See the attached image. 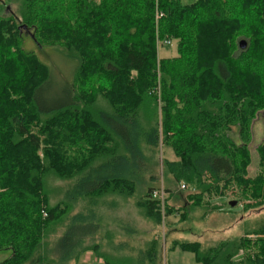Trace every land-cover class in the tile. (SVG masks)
<instances>
[{"label":"trees","instance_id":"trees-1","mask_svg":"<svg viewBox=\"0 0 264 264\" xmlns=\"http://www.w3.org/2000/svg\"><path fill=\"white\" fill-rule=\"evenodd\" d=\"M11 3L20 5L18 14ZM23 30L40 46L66 49L60 54L74 70L65 101H41L51 70L35 52L11 49ZM253 30L262 50L255 58L259 66L250 56V36H244ZM173 40L177 56L159 57L156 42ZM261 52L264 0H0V252L10 254L0 264H77L82 253L97 250L84 247L99 226L94 197L144 189L145 173L154 168L148 154L161 143L177 158L165 159L166 171L176 183L198 189L197 198L237 187L255 200L246 210L264 205V143L258 146L262 172L248 177L247 144L235 143L229 133L237 124L243 139L252 135L264 104ZM168 66L176 68L166 71ZM97 73L109 81L79 91L77 77L85 81ZM51 175L73 181L55 205ZM156 188L148 187L138 206L160 224L161 205L151 198ZM165 191L166 216L174 209ZM82 199H88L84 209L67 218L65 231L51 242L56 224ZM226 202L234 207L239 199ZM176 248L201 264H264V223L208 249L178 239L171 250ZM97 254L105 264H130Z\"/></svg>","mask_w":264,"mask_h":264},{"label":"rangeland","instance_id":"rangeland-1","mask_svg":"<svg viewBox=\"0 0 264 264\" xmlns=\"http://www.w3.org/2000/svg\"><path fill=\"white\" fill-rule=\"evenodd\" d=\"M183 1L189 2L190 0ZM10 5L11 9L13 8V11L18 14L20 5L18 3H11L8 6ZM19 21H21V18ZM252 33L255 35L249 33L244 34V36L246 39L250 36V51H252L250 56L254 58L257 66H259L258 61L260 58L258 60L255 58L262 50L257 43L259 39H256L258 33L256 30H253ZM20 47L25 51L35 52L40 60L47 64L51 70L49 83L44 88L40 97L43 104L50 105L65 101L68 96L67 82L74 70L73 63L67 61L60 54L66 51V49L62 45L44 44L40 46L26 30H23L22 41L19 44L13 45L11 49L17 50ZM156 49V51H159V57L177 56V41L173 40L168 45H159L156 42ZM235 51H237V48H235ZM159 62L158 56H156L155 63L158 67V76L162 72ZM242 63L246 64V62ZM175 68L168 66L166 71ZM58 70L64 71V74L67 72L65 77H57L55 73ZM257 70L260 72L258 68ZM59 74L61 76L63 73ZM77 78L76 85L78 89L80 88L79 91L82 90V92L98 90L99 87L109 81L106 76L100 73L90 75L85 81L81 76ZM158 85H160L159 80ZM97 101L104 106L106 105V101L101 95L98 96ZM257 111H259V115L252 124V135L249 141L243 139L240 135L237 124L231 125L229 130L230 136L235 143L239 145L247 144L251 157V161L247 167V176L252 178L262 172L259 164L260 154L258 146L264 143V104H260ZM148 155L152 156L151 162L154 163V168L152 172L145 173L146 184H144V189L143 186H140L137 192L131 196L106 193L94 197L93 200L96 201L94 209L98 214V221L96 222L99 226L93 234L85 239L84 247H95L97 250L89 249L85 253H82L79 256L77 264H102L101 262L105 264V257L101 258L100 254H97V251L108 255L111 259L120 263L199 264L195 261L192 252L184 251L180 248L171 250L174 241L177 239L199 241L203 249H208L215 246L221 240L243 236L245 232L260 228L264 223V205H258L246 210L244 208L245 205L251 199L255 200L247 196L248 194H240L241 192L237 187L228 188L223 195L206 194L202 200L195 196L199 192L198 189L190 190L186 186L176 183L173 180V176L166 171L164 164L165 159H177L170 145H163L161 143L155 152H150ZM151 176H154L153 180H150ZM69 183L71 184L73 181L62 179L56 175L49 177L52 205H55L58 200L64 198ZM148 187H164L169 190L168 203L170 206H173L174 210L171 214L163 217L160 224L155 223L154 220L146 215L145 210L138 206V201L143 198L142 196L145 195ZM232 198L239 199V204L234 207L228 206L226 201ZM87 203L88 199L78 201L75 203L70 214L64 217L63 222L56 224V226L54 225L57 231L49 237L51 242L56 240L65 231L66 219L82 211ZM181 212L187 214L185 220L181 219ZM253 237L251 235V238ZM149 251L152 253L157 251L156 258L149 260L147 258ZM9 255L8 251L0 252V260L7 258ZM142 260L143 263H141Z\"/></svg>","mask_w":264,"mask_h":264},{"label":"built area","instance_id":"built-area-1","mask_svg":"<svg viewBox=\"0 0 264 264\" xmlns=\"http://www.w3.org/2000/svg\"><path fill=\"white\" fill-rule=\"evenodd\" d=\"M161 13H159L157 16H160ZM167 44H169V41H166ZM151 198L153 200L159 201L161 205V211L163 216L165 217V207H166V200H167V193L165 191L164 187L153 189L151 192ZM103 264V262H101Z\"/></svg>","mask_w":264,"mask_h":264},{"label":"water","instance_id":"water-1","mask_svg":"<svg viewBox=\"0 0 264 264\" xmlns=\"http://www.w3.org/2000/svg\"><path fill=\"white\" fill-rule=\"evenodd\" d=\"M32 35V37L34 38V35L33 34H31ZM247 40L246 39H241V41L239 42V45H240V47L242 48V49H245L246 47H247ZM235 204V202H232V205H234Z\"/></svg>","mask_w":264,"mask_h":264},{"label":"crops","instance_id":"crops-1","mask_svg":"<svg viewBox=\"0 0 264 264\" xmlns=\"http://www.w3.org/2000/svg\"><path fill=\"white\" fill-rule=\"evenodd\" d=\"M194 259H195V255H194ZM196 261V260H195ZM197 262V261H196ZM198 263V262H197ZM199 264H201V263H199Z\"/></svg>","mask_w":264,"mask_h":264}]
</instances>
